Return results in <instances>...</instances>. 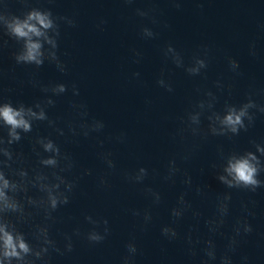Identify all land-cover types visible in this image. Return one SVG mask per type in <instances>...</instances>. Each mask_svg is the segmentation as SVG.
<instances>
[{
    "label": "clouds",
    "instance_id": "9594fccd",
    "mask_svg": "<svg viewBox=\"0 0 264 264\" xmlns=\"http://www.w3.org/2000/svg\"><path fill=\"white\" fill-rule=\"evenodd\" d=\"M27 5L28 0H19ZM126 6H133L138 0H120ZM160 0H143L144 7H132L139 18L137 35L143 41H156L161 32L170 29L163 19L164 10L157 5ZM177 11L185 0H165ZM197 7L202 9L199 0ZM108 21L100 18L96 27L103 31ZM77 27L76 19L68 15H54L51 9L30 7L19 15L8 7V0L0 3V57L14 49L10 58L18 66H32L33 73L27 84L38 89L41 96L31 104L13 102L5 96L11 88L3 86L6 72L0 66V264H52L53 256H67L75 251L77 243L88 248L104 245L113 234L109 218L98 213L82 211L80 218L62 215V210L73 203L81 184L92 178L97 191L108 192L113 179L118 178L135 188L145 202L143 207H127L124 211L134 221V231L124 245L125 252L119 264H136L140 253L137 233H145L166 207L170 221L161 226L160 232L169 242L181 240L189 257L197 264H233V256L255 228L250 218L256 216L255 204L241 199L239 214L233 215V193L256 192L264 187V141L251 139L254 150H225L216 145V159L210 167L216 171V179L227 191L213 195L206 185L194 184L187 168L183 165L194 160L211 138L221 137L232 141L241 132L254 127L257 115H264V102L254 98L256 92H248L239 102H233V84L217 78L211 84L197 86L194 97L174 117L168 132L170 151L162 164L152 166L139 163L135 167L121 165L116 148L127 147L130 135L126 130L108 132V125L102 118L93 115L88 104L77 99L81 91L77 83H43L36 73L47 62L66 75L67 64L59 53L61 25ZM162 66L155 74L154 84L165 93L174 94L176 89L171 78L174 69L182 70L190 78L199 77L207 81L212 62V49L201 44L189 56L172 42L159 47ZM249 53L256 56V45L251 43ZM131 62L140 65L144 52L136 47L129 48ZM228 70L234 76H241L240 63L228 56ZM171 66V67H169ZM130 80L144 87L146 82L139 71L131 73ZM25 83L24 81L20 82ZM71 93L67 115L52 114L57 108L58 98ZM226 94V95H225ZM222 97L223 100H222ZM152 101L145 97V115ZM220 105L218 108L217 106ZM50 129L42 134L41 126ZM25 139L30 142V152L25 153L17 146ZM90 142L99 170L83 166L77 156L65 145L79 147ZM183 189L169 205L166 191L176 187ZM81 194H83L81 192ZM201 204L209 203L206 212L192 198ZM188 221L185 230L182 226ZM71 222L70 230L58 225ZM201 222L206 233H201ZM225 243L218 249L216 239ZM241 264H253L248 255L241 257Z\"/></svg>",
    "mask_w": 264,
    "mask_h": 264
}]
</instances>
